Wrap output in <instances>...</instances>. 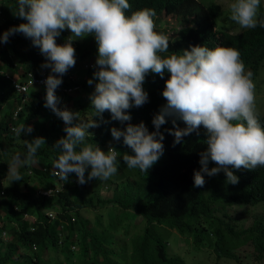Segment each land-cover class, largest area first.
<instances>
[{"label": "clouds", "instance_id": "obj_1", "mask_svg": "<svg viewBox=\"0 0 264 264\" xmlns=\"http://www.w3.org/2000/svg\"><path fill=\"white\" fill-rule=\"evenodd\" d=\"M226 2V21L220 22L224 30L236 35L251 32L247 50L256 55L264 54V0ZM16 3L18 7L13 14L25 22L0 34V43H7L9 37L17 33L23 34L46 59L36 78L30 71L17 78L10 76L17 106L10 115L0 116V121L11 118L8 127L12 132L8 130L0 137H9L10 144L17 141L23 148H14V154H10L9 169L5 170L2 180L5 187L17 184V189L33 188L37 193L51 196L52 205H56L57 193L69 181L70 174L77 177L75 185L92 180L110 179V182L119 174L118 157L121 155L129 169L148 173L164 152V135L160 128L169 118L174 126L177 119L186 125L169 130L175 137L174 143H181L183 137L193 131L207 135V148L200 153L201 168L194 172V187L204 186L202 173L212 177L223 171L226 182L235 185L239 177L231 169L264 167V125L256 103L255 77L245 58L241 59L240 51L223 46V42H214L169 53L172 39L160 33L164 29L174 33L164 25L171 16L183 24L174 33L177 36L178 31L192 24L195 13L185 22L179 19L177 3L173 10L155 3L139 5L131 14H128L129 0H16ZM207 7L199 6V10ZM65 29L70 30L71 36L65 43L58 44L56 38ZM89 35L95 37L98 46L95 90L81 105L74 104L71 110L60 108L56 89L74 78L76 69L85 72L93 67L94 57L76 58L79 43L73 41ZM43 68L50 69L47 77ZM166 71L169 75L162 92L166 104L153 117L156 131L149 132L145 124L137 116H130L127 110L148 101L143 87L145 77L149 73L163 77ZM92 83L89 79L88 84ZM35 85H41V91L46 90L45 102L41 101L40 94L41 100L34 101L36 107L41 108L40 113L27 118L31 113L25 107L33 100L27 96V90L34 89ZM48 109L65 124L53 130L66 133L56 141L55 148L44 147L46 139L38 134L50 130L45 124ZM80 115L90 120L83 121ZM98 118H109L113 122L103 126ZM86 139L90 143H86ZM109 139H113L114 144L109 145ZM122 141L133 154H121L117 150ZM48 154H54L49 166L54 184L42 188L33 168L45 170L41 156ZM209 161L216 166L209 168ZM19 169L25 174L24 180ZM108 183L99 188L100 193L109 189ZM44 211L49 220L57 213L52 206ZM27 217L33 222L37 216L25 212L26 220ZM26 259L34 261L30 257Z\"/></svg>", "mask_w": 264, "mask_h": 264}, {"label": "trees", "instance_id": "obj_2", "mask_svg": "<svg viewBox=\"0 0 264 264\" xmlns=\"http://www.w3.org/2000/svg\"><path fill=\"white\" fill-rule=\"evenodd\" d=\"M129 3L131 8L128 14L135 7L138 9L139 5L153 6L152 3L164 9L167 6L169 10H173L177 3L180 7V21L188 22V17L195 13L192 24L178 31L179 37L166 29L160 32L172 39L169 53H180L194 45L209 46L214 42H223V46L238 49L241 59L245 58L253 71L255 91L261 101V92L264 95V66L261 68L264 54L256 55L247 50L251 32L236 35L224 30L219 18L226 11H222V5L218 1H210L207 5L199 0H129ZM199 6L208 7L199 10ZM17 7L16 0H0V34L25 22L13 14ZM69 36L70 30L65 29L56 38V42L65 43ZM73 41L79 43L76 58L94 57V64L85 72L76 69L74 78L56 89L58 107L69 110L74 104L81 105L94 92L98 81L94 76L98 55L95 37L89 35ZM45 59L23 34L17 33L10 36L7 43H0V110L14 96L10 76L17 78L21 73L30 71L36 78ZM168 75L167 71L163 77L149 73L143 84L148 93V101L141 107L134 106L127 110L130 116H137L149 132L156 131L152 123L153 117L166 104L162 92ZM89 79L93 81L91 85L88 84ZM45 96L46 90L41 91V85H35L31 94L33 100L25 107L31 113L27 118L40 113L41 108L36 107L34 101L40 99L44 103ZM258 110L261 124L264 125L263 110L260 107ZM19 117H22V113ZM10 119L0 121V134L9 130ZM97 121L103 126L113 122L109 118H98ZM45 124L50 130L65 127L64 122L50 109ZM114 125L120 128L119 125ZM175 127L184 128L186 125L177 119L174 126L169 118L161 126L164 152L148 173L129 169L121 155L118 157L119 174L107 185L114 189L111 196L100 194L98 183L101 180H96L93 184L86 183L82 189H78L75 185L77 177L73 173L57 193L56 205H52L49 198L51 196L37 193L33 188L24 190L17 189V184L8 187L2 184L5 170L9 169L10 154H14L15 150L10 148L9 137H0V222L10 220L13 223L0 224L1 234L4 232V236L0 235V264H76L75 261L77 264H194L191 258H186L190 245V254L195 257L199 253L206 259L212 254L217 258L233 257L235 251L247 240L252 244L256 256L264 257V219L261 216L255 217L250 226L243 228L235 224L227 211V207L235 204L254 205L264 201V167L234 170V174L239 177V183L235 185L227 183L226 179L222 180L219 175L209 179L206 173H202L205 184L202 188H196L193 186L194 172L201 168L200 153L207 148V135L193 131L184 136L181 143H174L175 137L169 130H174ZM8 133L12 132L9 130ZM117 150L121 154H133L123 141ZM56 155L58 158V154ZM53 157L54 154L41 156V166L45 170L33 168L42 188L54 184V175L49 172ZM19 170L24 180L25 174ZM87 192L89 193L85 195ZM51 206L57 212L53 220H49L44 211ZM83 210L91 212L92 216L83 217ZM25 212L33 215L36 212L35 221L26 220ZM131 213L132 216H141L144 226L140 233H134L129 238L133 254L132 261L126 263L124 251L127 245L120 246L116 252L110 244L114 243L119 233L127 234L133 223ZM237 241L240 243L235 245ZM182 245H186L187 250L182 251ZM115 252L114 257L108 255ZM59 254L65 257L63 261ZM27 257L34 261H28Z\"/></svg>", "mask_w": 264, "mask_h": 264}, {"label": "rangeland", "instance_id": "obj_3", "mask_svg": "<svg viewBox=\"0 0 264 264\" xmlns=\"http://www.w3.org/2000/svg\"><path fill=\"white\" fill-rule=\"evenodd\" d=\"M201 3L203 4H208L210 1L213 0H199ZM221 3L222 5V11L225 12L226 11V7H227V0H215ZM168 23H164V25H167V27L169 29H171L174 33H176V31L178 29H180V27L183 25L181 22L177 21L176 18L168 16ZM225 14H221V17L219 18V22H225ZM178 27V28H172V27ZM180 32H177V36L179 37ZM50 73V69L46 68L45 69V75L46 77L49 75ZM43 88H46L45 85H43ZM34 92L33 87H30L27 90V96L30 97L31 94ZM17 97L16 95H14L13 97H11L8 102L6 104H4L0 116L1 117H5L7 115H10L12 113V111L14 109H16L17 106ZM256 103H257V108H261L263 110L264 113V95L261 92V101L258 99V93H256ZM69 105H67L68 107ZM80 119L83 121H87L90 120L89 117H82L80 115ZM79 121H74V123H78ZM38 134H41L42 136L45 137L46 139V144L44 145V147H49V148H55L54 145L56 143V141L65 136L66 133H59L53 130H48L46 133L45 132H41L39 131ZM24 135H21V137ZM19 140V137L17 138ZM86 143H90L87 141L86 139ZM107 143L109 145L114 144V140L113 139H109L107 140ZM10 148H23L21 146L17 145V141H14L12 144H10ZM0 153H2V151L0 150ZM216 166L213 162L209 161V168ZM233 172L236 169H231ZM87 171H90V169H88ZM205 174V173H204ZM207 175V174H206ZM219 175L222 180L226 179V175L223 171H221ZM207 178L211 179V178H216L215 176L209 177L208 175L206 176ZM110 179L106 180L105 182L100 181L98 183L99 187H105V183H108ZM96 180H92L89 181L88 184H93ZM78 189H82L84 185H77ZM85 191V190H84ZM113 187H109V189H105V191L103 193H100L103 196H111L113 194ZM92 192V191H89ZM89 192L84 193L85 195H87ZM42 193V192H41ZM96 207V206H94ZM227 211L229 212L230 216L233 218L234 222L236 225H241L243 228H246L248 226H250L252 224L253 219H255V217H259L261 216L264 219V201L258 203V204H254V205H233L232 207H227ZM34 214L37 216V213L34 212ZM82 216L83 217H87V216H92V213L87 211V210H83L82 211ZM132 216V213L130 214V217ZM27 219L32 222V220L30 219V217H27ZM133 219V223L131 224V226L128 229L127 234H124L123 232L119 233L113 244H110V247L114 250V251H119V247L123 246L124 244L127 245L126 250L124 251V255H125V262L129 263L132 261V254H133V248L131 245V240L129 239L134 233H140L143 226H144V222L142 221V217L135 214L132 216ZM2 223H5L6 225H10L13 224L10 220H5V221H1ZM0 222V224H1ZM2 226V225H0ZM9 227V226H8ZM6 228L7 230H9V228ZM0 235L4 236V232L0 231ZM193 242V241H192ZM240 241H237L235 245L239 244ZM190 248L191 245L189 246L188 252L186 254V258L192 259V262H194V264H264V257H258L256 256V253L253 250V246L250 243L249 240H247L243 245H241L238 250L235 251L233 257H228V256H221L219 258L215 257L214 254H212L211 256L209 255L208 258H204L200 253L197 257L193 256L190 254ZM187 250V246L186 245H182V251ZM116 252L114 253H109L108 255L110 257H114L116 256ZM210 252H212V249H210ZM250 253V256H247V254ZM77 254V252H76ZM59 258L61 261H63V259H65V257H63L62 254H59ZM100 259L102 258V256L99 257ZM28 261H30V259H28ZM75 263L77 264V261H75Z\"/></svg>", "mask_w": 264, "mask_h": 264}]
</instances>
